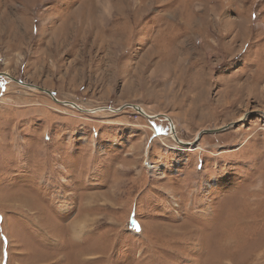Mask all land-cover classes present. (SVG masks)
I'll list each match as a JSON object with an SVG mask.
<instances>
[{"label": "rangeland", "instance_id": "obj_1", "mask_svg": "<svg viewBox=\"0 0 264 264\" xmlns=\"http://www.w3.org/2000/svg\"><path fill=\"white\" fill-rule=\"evenodd\" d=\"M2 72L158 118L0 77V264H264V0H0Z\"/></svg>", "mask_w": 264, "mask_h": 264}, {"label": "water", "instance_id": "obj_2", "mask_svg": "<svg viewBox=\"0 0 264 264\" xmlns=\"http://www.w3.org/2000/svg\"><path fill=\"white\" fill-rule=\"evenodd\" d=\"M0 77H7V78H9L10 80H12V81H14V82H16V83H18V84H20V85H23V86L28 87V88H34V89H37V90H39V91H41V92H44V93L50 95V96L53 98L54 101H56V102H58V103H60V104H63V105H70V106H72V107H74V108H76V109H79V110L82 111V112H90V113H94V112H96L97 110H113V111H115V112H119V111H121V110H123V109H125V108H131V109H134L135 111H137L139 114L143 115V116L146 117V118H152V119H157V118H158V117H149V115H147V114H146V113H145L140 107H138L137 105H134V104H127V105H125L124 107L119 108V109H112V108H98V109H95V110H87V109H83V108H81L80 106H78V105L75 104V103H71V102H61V101H59V100L55 97V95H54L51 91L46 90V89H43V88L36 87V86H34V85L27 84V83H25V82H22V81H20V80H18V79H16V78H13V77H12L10 74H8V73L2 72V73H0ZM162 117H163V118H164V119L170 124L172 134H174L175 137H176V130H175V126H174V124H173L172 119L169 118L168 116H162ZM232 125H239V122L231 123V124L226 125V126H224V127H222V128H219V129H209V130L206 129V130L202 131V132L198 135L196 142L199 141V139L201 138V136H202L203 134H206V133H218V132H220V131L227 130V129H228L230 126H232ZM176 142H177L179 145H181V146H190L191 144H196V143H191V144H189V143H184V142L180 141V140L177 139V138H176Z\"/></svg>", "mask_w": 264, "mask_h": 264}, {"label": "bare ground", "instance_id": "obj_3", "mask_svg": "<svg viewBox=\"0 0 264 264\" xmlns=\"http://www.w3.org/2000/svg\"><path fill=\"white\" fill-rule=\"evenodd\" d=\"M106 12H107L108 14H110V12H111L110 7H108V8L106 9ZM179 68H180V67L178 66V69H179ZM171 134H172V132H171ZM177 149H181V150H183V151H185V150L194 151V150L197 149V146L194 145V144H191L190 146H187V147H185V146H180V147H178Z\"/></svg>", "mask_w": 264, "mask_h": 264}, {"label": "flooded vegetation", "instance_id": "obj_4", "mask_svg": "<svg viewBox=\"0 0 264 264\" xmlns=\"http://www.w3.org/2000/svg\"><path fill=\"white\" fill-rule=\"evenodd\" d=\"M257 115H259V114L257 113Z\"/></svg>", "mask_w": 264, "mask_h": 264}]
</instances>
